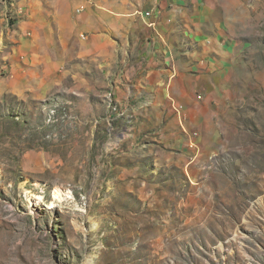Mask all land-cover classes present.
<instances>
[{
  "label": "rangeland",
  "instance_id": "374dc122",
  "mask_svg": "<svg viewBox=\"0 0 264 264\" xmlns=\"http://www.w3.org/2000/svg\"><path fill=\"white\" fill-rule=\"evenodd\" d=\"M183 5L219 70L181 133L0 20V264H264V0Z\"/></svg>",
  "mask_w": 264,
  "mask_h": 264
},
{
  "label": "crops",
  "instance_id": "0c3cea01",
  "mask_svg": "<svg viewBox=\"0 0 264 264\" xmlns=\"http://www.w3.org/2000/svg\"><path fill=\"white\" fill-rule=\"evenodd\" d=\"M92 2L78 15L82 0H0V20H25L33 30L30 46L61 49L67 65L95 60V72L130 120L174 117L177 106L179 133L187 131L202 108L197 87L219 66L194 32L195 20H180L183 0ZM45 76L47 84L52 74Z\"/></svg>",
  "mask_w": 264,
  "mask_h": 264
},
{
  "label": "built area",
  "instance_id": "2783aa9c",
  "mask_svg": "<svg viewBox=\"0 0 264 264\" xmlns=\"http://www.w3.org/2000/svg\"><path fill=\"white\" fill-rule=\"evenodd\" d=\"M90 6H94L92 0H82L81 5L76 10V14H78V15L82 14ZM151 15H152L151 12H145L144 13V17H149ZM191 147H196V144L192 143V146Z\"/></svg>",
  "mask_w": 264,
  "mask_h": 264
},
{
  "label": "bare ground",
  "instance_id": "6f19581e",
  "mask_svg": "<svg viewBox=\"0 0 264 264\" xmlns=\"http://www.w3.org/2000/svg\"><path fill=\"white\" fill-rule=\"evenodd\" d=\"M36 201L34 202V207H37L39 204V200H41V198L35 199Z\"/></svg>",
  "mask_w": 264,
  "mask_h": 264
}]
</instances>
